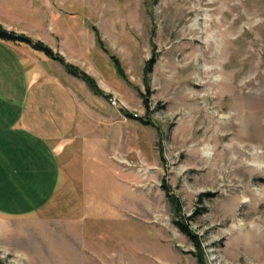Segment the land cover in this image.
Here are the masks:
<instances>
[{
    "label": "rangeland",
    "instance_id": "obj_1",
    "mask_svg": "<svg viewBox=\"0 0 264 264\" xmlns=\"http://www.w3.org/2000/svg\"><path fill=\"white\" fill-rule=\"evenodd\" d=\"M0 26L107 95L0 41V86H75L60 104L107 156L70 181L0 184V264H198L163 179L206 264H264V0H0Z\"/></svg>",
    "mask_w": 264,
    "mask_h": 264
},
{
    "label": "crops",
    "instance_id": "obj_2",
    "mask_svg": "<svg viewBox=\"0 0 264 264\" xmlns=\"http://www.w3.org/2000/svg\"><path fill=\"white\" fill-rule=\"evenodd\" d=\"M73 89L75 86H0V184L19 186L31 178L42 186L46 180L55 181L56 171L60 172L56 178L70 181V166L81 169L87 159L98 158L107 164L100 142L94 144L95 156L85 142V128L91 120L82 116L84 121L77 122V114L70 118L65 104H60L70 103ZM59 95L64 98L62 102ZM79 103L85 105L84 111L92 119L93 102Z\"/></svg>",
    "mask_w": 264,
    "mask_h": 264
},
{
    "label": "trees",
    "instance_id": "obj_3",
    "mask_svg": "<svg viewBox=\"0 0 264 264\" xmlns=\"http://www.w3.org/2000/svg\"><path fill=\"white\" fill-rule=\"evenodd\" d=\"M95 45L98 48L103 49L104 51L105 48L102 44V42L100 41V38L98 37L97 33L95 35ZM0 41L2 42H6V43H10V44H15V45H19V44H25L27 46H30L34 51H38L43 53L47 58L54 60L58 63H60L62 65V67L64 68V70L71 76L76 77L80 80H82L84 82V84L93 92L96 94H100L102 96H107L106 94H104V92L102 90L99 89V87L97 86V83L95 82V80L88 75L87 73H85L84 71H82L80 68H78L77 66L68 63L65 61V59L59 55L56 52H53V50L51 48H49L48 46L44 45L43 43L39 42V41H34L31 38L27 37L24 34H18L12 31H6L5 29H3L0 26ZM111 62L113 64V67L116 71V73L124 80H127V76L125 75V72L123 70V68L121 67V64L119 62V60L114 57V56H110ZM154 63V58H151L149 60L146 61V63L144 64V72L145 74H148L151 71V68L153 66ZM146 103V101H145ZM146 105V104H145ZM125 115L132 118V119H139L140 121H142L143 123H148L146 121H144L143 119H140L132 114H128L125 112ZM164 183H163V188L165 189V193L169 199V201L171 202L172 208H173V212L174 215L177 216L174 219V225L178 228V230L184 234L192 243V245H194V247L196 248V258H197V263L198 264H206L204 261V252L202 249V245L198 239L197 234H195L190 226L187 224L186 220H183V216L181 214L180 211V207L178 204V201L175 199L174 195L170 192V190L167 188L166 184H165V179H163Z\"/></svg>",
    "mask_w": 264,
    "mask_h": 264
},
{
    "label": "built area",
    "instance_id": "obj_4",
    "mask_svg": "<svg viewBox=\"0 0 264 264\" xmlns=\"http://www.w3.org/2000/svg\"><path fill=\"white\" fill-rule=\"evenodd\" d=\"M112 101V104H115V100H111Z\"/></svg>",
    "mask_w": 264,
    "mask_h": 264
}]
</instances>
